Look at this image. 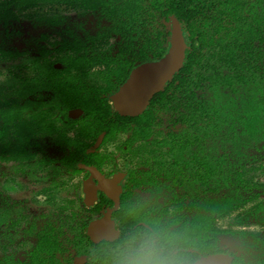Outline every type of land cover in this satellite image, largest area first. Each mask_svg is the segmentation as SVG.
<instances>
[{
    "label": "flooded vegetation",
    "instance_id": "obj_1",
    "mask_svg": "<svg viewBox=\"0 0 264 264\" xmlns=\"http://www.w3.org/2000/svg\"><path fill=\"white\" fill-rule=\"evenodd\" d=\"M34 1L27 10L12 7L17 17L7 26L0 23V47L19 54L16 61L0 63V82L6 84L0 98L17 101L20 119L33 111L34 125L46 129L24 145L25 154L40 163L36 170L22 171L20 163L0 160L13 165L9 178L27 184L22 198L9 196L3 185L6 175L0 173L2 199L6 197L0 201V214H5L0 264H126L145 243L152 245L156 259L168 264H201L212 257L228 264H264V106L256 99V87L197 89L205 116L196 131V107L191 112L179 90L163 93L170 83L180 84L176 77L183 65L141 113L123 115L115 97L136 69L168 55L175 21L186 42L185 64L192 48L184 20L175 13L162 19L144 15L143 37L124 40L117 33L108 35L112 23L100 13ZM243 3L248 8L241 6L238 12L236 37L251 44L234 61L231 55L221 70L240 78L264 74V0ZM159 29L164 30L161 40ZM160 43L162 50L151 47ZM30 58L38 62L32 70L15 72L28 78V87L18 81L23 96L18 99L8 89L14 76L1 77ZM22 101L26 109L28 105L26 114L20 110ZM118 122L121 128L111 131ZM185 136L195 143L187 151L182 146L173 151L171 144L182 145ZM47 148L53 153L46 154ZM197 148L211 163L209 186L196 181V166H188L196 161ZM238 172L244 174L242 181ZM15 204L31 208V222L57 208L31 230L23 217L9 219L7 212ZM48 228L45 243L41 236ZM205 237L210 245L198 249Z\"/></svg>",
    "mask_w": 264,
    "mask_h": 264
},
{
    "label": "trees",
    "instance_id": "obj_2",
    "mask_svg": "<svg viewBox=\"0 0 264 264\" xmlns=\"http://www.w3.org/2000/svg\"><path fill=\"white\" fill-rule=\"evenodd\" d=\"M34 0H0V23H5L8 25L10 20L15 19L16 14L10 10L12 7L22 9L25 7L27 10L31 8L34 4ZM47 0H41V2L46 3ZM57 1L59 3L63 2L66 5L72 7H80L82 13H91L93 15H98L100 13L101 18L106 19L112 23V27L109 30L108 35L111 33L119 34L124 40H128L137 34L139 37H143L144 29L146 27L147 19L142 18L144 15L152 16L155 19H162L168 14L175 13L180 19L184 20V29L187 34H189V40L191 43V51H188V57L184 64L182 71L177 75L176 80L180 81L179 85H176L177 81L170 83L168 89L163 92L167 94L170 90L183 94V99L191 112L196 107V131H199L201 125L204 122V104L200 100H196V90L203 89L205 87H211L210 85L220 88L222 91L231 90L235 91L236 85H253L257 89V100L261 102L264 106V74L245 75V77H239L238 75H226L222 70L223 65L228 63V59L231 55H234L233 61L235 60V54L239 51H243L245 47L251 44V41L244 42L240 38L237 39L236 33L239 30L238 17L239 10L243 7L247 10L248 5L243 3L242 0H49ZM83 1V4H82ZM242 6V7H241ZM253 8V7H250ZM254 9V8H253ZM253 9L250 11L253 12ZM103 13V14H102ZM153 18V19H154ZM248 24V20L245 18L244 24ZM142 25V27H141ZM262 27L261 25H259ZM162 29H159L156 33L157 40H161L163 35ZM106 32H102L100 36H105ZM263 34V32H262ZM261 34V35H262ZM256 35V33L254 34ZM260 35V34H257ZM108 37V36H106ZM138 38V37H137ZM162 44H155L151 46L162 50L160 47ZM238 48V49H237ZM170 47H168L169 52ZM167 50L165 51V53ZM168 54V53H167ZM156 56L155 52L153 54ZM19 54L13 52L12 50H6L3 46L0 47V63H6V61H16ZM154 63V62H153ZM253 61L248 60V66L254 68ZM24 66L13 65L10 66V76L13 75L11 79L15 81H24L26 87H28V78L21 79L20 75L15 72L22 71L26 68L33 69L38 62L34 63V59L30 58L29 61L24 62ZM246 69V68H245ZM244 74H248L245 73ZM23 84L25 91L28 90ZM5 85V86H4ZM1 85L0 82V93L6 88V84ZM16 86H10V89H16ZM182 88V90H180ZM27 89V90H26ZM13 90V91H14ZM22 90V89H21ZM29 92V91H28ZM162 93V94H163ZM4 94V93H2ZM161 94V96H163ZM5 95V94H4ZM168 96V94H167ZM196 105V106H195ZM18 104L17 101L2 100L0 98V117L3 124L0 126V160L3 163L18 162L20 163V170L26 171L28 168L31 170H36L39 167L38 163H33L35 159L34 156L26 155L27 152L24 148L26 141H29L33 137H37L39 130H46L44 127H36L34 125L35 116L33 111L28 118L20 119L18 115ZM192 120V117H191ZM111 121V120H110ZM113 121H111V124ZM113 128H109L111 131H116V129L121 128L120 124H113ZM253 126H251L252 128ZM251 128L250 133H253ZM48 131V130H47ZM264 133V128L262 129ZM259 135V132L255 135ZM190 136V135H189ZM16 139L17 143L14 144L13 140ZM182 140V139H181ZM199 139L196 138V147L199 145ZM183 143H172L173 151H177L178 147H184V151H187L188 145L195 143L191 137L185 136ZM202 156V157H201ZM30 162V163H29ZM32 162V164H31ZM196 162V165H195ZM189 164L188 166L193 168L196 166V170L193 169L196 174V181L203 183L205 186H209L211 183V163L201 149H196V161ZM19 168L16 169L18 172ZM192 173V172H191ZM32 176V174H30ZM34 176V175H33ZM238 181H242L244 178L243 172H238L235 175ZM217 181V180H216ZM214 181V182H216ZM246 181L243 180V183ZM249 182V181H248ZM0 183V189H1ZM49 190H43V193H48ZM40 193V192H39ZM33 193H31V197ZM3 198V194L0 191V201ZM3 202L6 201V197L2 199ZM2 202V203H3ZM35 205V204H33ZM0 205V212H1ZM37 206L35 205V208ZM53 207L56 210L57 205L52 206L51 211L44 215L35 216L33 222L29 221L31 217L28 212L31 208L15 204L14 209L9 210L7 213L9 219L14 215L21 216L22 222L27 224H32L31 230H37V220L44 217H48L53 213ZM38 208V207H37ZM25 212V213H24ZM24 213V214H23ZM5 215V214H4ZM4 215L0 214V225L2 223V217ZM33 217V216H32ZM34 225V226H33ZM50 228L42 231L44 235L41 236L42 241L46 243V239L49 238ZM54 235V234H52ZM51 235V236H52ZM58 237V236H57ZM208 239L205 237L204 241H201L198 245V249H205L210 244L205 245ZM42 262V261H41Z\"/></svg>",
    "mask_w": 264,
    "mask_h": 264
},
{
    "label": "water",
    "instance_id": "obj_3",
    "mask_svg": "<svg viewBox=\"0 0 264 264\" xmlns=\"http://www.w3.org/2000/svg\"><path fill=\"white\" fill-rule=\"evenodd\" d=\"M186 56V42L180 25L175 21L174 40L168 55L157 63L136 69L129 81L115 97V104L123 115L141 113L150 100L162 91L168 81L180 71ZM201 264H228L226 259L212 257Z\"/></svg>",
    "mask_w": 264,
    "mask_h": 264
},
{
    "label": "rangeland",
    "instance_id": "obj_4",
    "mask_svg": "<svg viewBox=\"0 0 264 264\" xmlns=\"http://www.w3.org/2000/svg\"><path fill=\"white\" fill-rule=\"evenodd\" d=\"M8 77L11 78L10 74H8V72H6L4 75H2L1 79H3V80L6 79L7 80ZM9 82L11 83L10 84L11 86H16L17 87L15 89V92L16 93L14 94V96H16L18 99H20V97H23V96H21V93H20V92H22V90L19 88L21 84L17 80L15 81L13 79H10ZM22 102H23V105L21 106V109L20 110H21V112H24V114H26V111L28 112V105H27V109H26V107L24 105L25 102L24 101H22ZM13 143L16 144L17 142L16 141H13ZM44 150H45V148H44ZM50 153H53V149L52 148H47L46 154H50ZM12 166L13 165H3V164H0V173L6 175V177L4 179V182H3L4 190L8 193L9 196H12V197L18 196L19 198H22L20 196V194L23 193V195L24 194L26 195L25 190H24L23 187L25 185H27V184H20L19 185L18 183H15L14 182V179L9 178V176L11 175V173H13ZM34 189H36V188H34ZM26 192H30L29 189L26 190ZM39 200H40V204H43V201L46 200V198H44V197L43 198H39ZM42 207H43V205H42ZM39 211L40 210H38V212Z\"/></svg>",
    "mask_w": 264,
    "mask_h": 264
},
{
    "label": "clouds",
    "instance_id": "obj_5",
    "mask_svg": "<svg viewBox=\"0 0 264 264\" xmlns=\"http://www.w3.org/2000/svg\"><path fill=\"white\" fill-rule=\"evenodd\" d=\"M151 248V244L145 243L141 250L128 258L126 264H168L166 261L156 259Z\"/></svg>",
    "mask_w": 264,
    "mask_h": 264
}]
</instances>
